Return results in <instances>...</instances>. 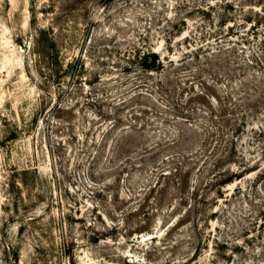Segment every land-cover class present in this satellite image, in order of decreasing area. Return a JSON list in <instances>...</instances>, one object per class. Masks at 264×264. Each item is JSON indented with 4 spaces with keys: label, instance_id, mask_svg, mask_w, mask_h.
Wrapping results in <instances>:
<instances>
[{
    "label": "rangeland",
    "instance_id": "rangeland-1",
    "mask_svg": "<svg viewBox=\"0 0 264 264\" xmlns=\"http://www.w3.org/2000/svg\"><path fill=\"white\" fill-rule=\"evenodd\" d=\"M198 1L0 0V264H264V115L237 138L260 169L221 188L198 181L200 167L179 164L190 171L180 182L161 176L176 167L166 156L195 148L184 125L147 141L164 146L179 130V148L114 161L99 115L96 101L107 115L131 95L135 75L116 68L127 50L146 40L168 56L164 35L182 33L178 61L188 34L195 48L199 33L228 32L191 14ZM244 27L229 31L246 35L228 40L237 60L262 58L264 27Z\"/></svg>",
    "mask_w": 264,
    "mask_h": 264
},
{
    "label": "trees",
    "instance_id": "trees-1",
    "mask_svg": "<svg viewBox=\"0 0 264 264\" xmlns=\"http://www.w3.org/2000/svg\"><path fill=\"white\" fill-rule=\"evenodd\" d=\"M203 1V4L196 3L191 14H199L200 20L209 21L212 26L218 23L220 28L228 29L227 33H199L204 42L195 48L191 47L193 37L188 34L184 38L188 51L182 53L178 61L169 55L173 53L174 38L182 33L164 35L168 56L147 47L143 38L142 45L124 52L116 63V68L127 80L135 75L136 83L129 91L131 95L114 103L107 115L102 113V100L96 103L100 117L110 121L105 137L111 139L114 161L122 158L142 163L156 151L179 148L188 142L179 130L176 135L171 133L172 138L164 146L158 142L161 138L147 141L165 127L184 125L194 133V140L197 139L195 148L193 151L180 148L182 151L166 156L161 164L168 163V168L175 164L176 167L168 173L161 170V176L174 175L180 182L190 171H184L186 167H179V164L192 169L200 167L196 179L207 181L208 188L211 185L221 188L260 169L249 167L245 156L238 153L237 138L253 124L255 116L264 115V56L251 55L239 62L236 42L239 36L243 39L246 35L245 32L234 35L229 31L232 32L236 25H246L244 31L248 25L251 29L264 27V0ZM215 6L218 7L216 13ZM256 7L259 12L253 11ZM186 22V19H179L171 26V32L180 24L185 26ZM207 37L216 49L208 45ZM233 38L237 41H228ZM50 43L55 45L53 40ZM254 132L259 137L264 133L260 127Z\"/></svg>",
    "mask_w": 264,
    "mask_h": 264
}]
</instances>
